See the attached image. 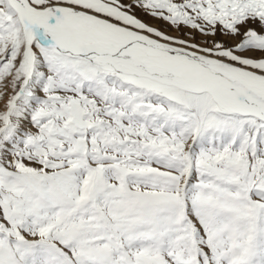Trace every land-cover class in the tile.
<instances>
[{
	"label": "snow or ice",
	"instance_id": "snow-or-ice-1",
	"mask_svg": "<svg viewBox=\"0 0 264 264\" xmlns=\"http://www.w3.org/2000/svg\"><path fill=\"white\" fill-rule=\"evenodd\" d=\"M0 264H264V0H0Z\"/></svg>",
	"mask_w": 264,
	"mask_h": 264
}]
</instances>
